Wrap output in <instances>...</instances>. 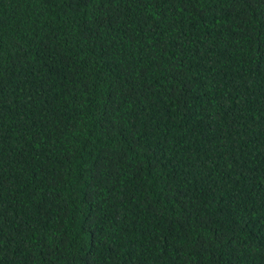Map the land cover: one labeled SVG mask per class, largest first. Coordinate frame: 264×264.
I'll use <instances>...</instances> for the list:
<instances>
[{
    "label": "trees",
    "instance_id": "16d2710c",
    "mask_svg": "<svg viewBox=\"0 0 264 264\" xmlns=\"http://www.w3.org/2000/svg\"><path fill=\"white\" fill-rule=\"evenodd\" d=\"M0 264H264V0H0Z\"/></svg>",
    "mask_w": 264,
    "mask_h": 264
}]
</instances>
